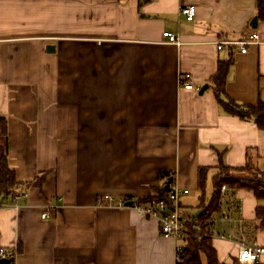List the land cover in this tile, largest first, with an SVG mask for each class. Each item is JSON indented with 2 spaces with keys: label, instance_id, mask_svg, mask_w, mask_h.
<instances>
[{
  "label": "crops",
  "instance_id": "0c3cea01",
  "mask_svg": "<svg viewBox=\"0 0 264 264\" xmlns=\"http://www.w3.org/2000/svg\"><path fill=\"white\" fill-rule=\"evenodd\" d=\"M189 5L193 21L180 12ZM256 11V0H0L8 160L21 183L44 176L40 188L24 185L17 210H0V248L21 250L14 264H175L178 241L163 238L157 220L97 199L145 197L164 182L162 172L174 173L173 185L188 191L179 198L188 222L201 213L200 167L213 168L207 202L220 157L241 168L249 150L264 173V131L225 113L209 83L218 63L232 60L228 97L264 103V21L251 27ZM253 33L260 43L245 54L218 49ZM222 195L208 230L218 262L233 264L243 237L264 247L256 218L264 202L246 190Z\"/></svg>",
  "mask_w": 264,
  "mask_h": 264
},
{
  "label": "trees",
  "instance_id": "16d2710c",
  "mask_svg": "<svg viewBox=\"0 0 264 264\" xmlns=\"http://www.w3.org/2000/svg\"><path fill=\"white\" fill-rule=\"evenodd\" d=\"M257 17L264 21V0H256ZM232 60L218 63L216 72L210 78L209 83L221 109L232 116H237L243 121H253L259 130L264 131V103L258 102L256 105H240L228 97L226 84L229 68ZM9 131L6 118L0 117V203L3 199H10L15 194L24 191V185L42 187L43 177H37L31 183H21L17 180L15 171L11 168L8 160ZM247 161L244 167L232 168L227 166L223 159L219 158L216 166L217 173L212 178L213 195L209 202L206 201L207 180L211 167H200L198 171V189L201 192L200 204L198 208L201 213L197 217L188 220L186 227L188 230L186 250L183 264H220L217 253L212 245V236L209 223L214 214L222 209L223 195L222 186H227L232 193L237 190L252 192L258 202H264V173L253 168L250 159V151L247 152ZM174 178V174L162 172L161 185L152 187L151 193L145 197L137 199L127 198L137 204L154 205L160 201L168 200L169 192L165 191L166 183ZM174 181V179H173ZM173 185V182H172ZM232 207H237V203L231 202ZM256 218L264 223V205L256 208ZM16 256L21 250L16 249ZM14 259L12 263L14 264ZM233 264H239L234 261Z\"/></svg>",
  "mask_w": 264,
  "mask_h": 264
},
{
  "label": "built area",
  "instance_id": "2783aa9c",
  "mask_svg": "<svg viewBox=\"0 0 264 264\" xmlns=\"http://www.w3.org/2000/svg\"><path fill=\"white\" fill-rule=\"evenodd\" d=\"M181 14L185 16L187 21H193L196 16V8L192 5L184 6L181 8ZM163 37L167 39V42L173 45H181V42L177 36L171 33L164 32ZM260 43V36L257 33L249 35L247 38L242 40H223L218 43V49H223L224 46L228 45L231 47L240 46L241 53H246L250 45H258ZM186 79L190 76L186 75ZM184 88L192 90L191 84H185ZM229 189L227 186H222L221 192L226 193ZM188 194V191H182L176 185H171L169 190L168 200L160 201L154 205L146 204H128L126 198H116L110 195H102L97 199V205L107 208H127L135 211L139 216L152 218L158 221L160 225L161 235L165 239L178 241L175 249V264H183L184 254L186 250L188 230L186 227L187 221L183 216L180 208V195ZM27 196L26 191H21L15 194L10 199H3L0 203V210L4 208H19V202ZM47 215L43 214L42 218H46ZM231 236H222L223 240L230 239ZM246 239L243 237L242 242L239 246V253L237 261L239 264H264V247L262 246H248ZM16 258L15 250H8L0 248V260H12Z\"/></svg>",
  "mask_w": 264,
  "mask_h": 264
},
{
  "label": "water",
  "instance_id": "95a60500",
  "mask_svg": "<svg viewBox=\"0 0 264 264\" xmlns=\"http://www.w3.org/2000/svg\"><path fill=\"white\" fill-rule=\"evenodd\" d=\"M257 23H258V18L257 17H254L252 22H251V27L253 29L257 28ZM46 51L47 53H53L55 51V46L53 45H48L47 48H46ZM172 182H173V178H171L165 185V191L166 192H169L170 190V187L172 185ZM134 202L133 201H130L128 202V204H133ZM12 263V260H0V264H11Z\"/></svg>",
  "mask_w": 264,
  "mask_h": 264
},
{
  "label": "rangeland",
  "instance_id": "374dc122",
  "mask_svg": "<svg viewBox=\"0 0 264 264\" xmlns=\"http://www.w3.org/2000/svg\"><path fill=\"white\" fill-rule=\"evenodd\" d=\"M47 48V47H46ZM171 174H174V173H171Z\"/></svg>",
  "mask_w": 264,
  "mask_h": 264
}]
</instances>
